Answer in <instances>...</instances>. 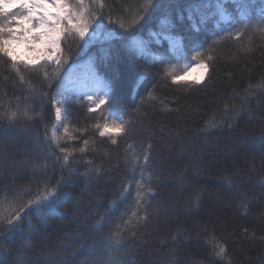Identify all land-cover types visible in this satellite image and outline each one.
<instances>
[{
  "label": "trees",
  "instance_id": "16d2710c",
  "mask_svg": "<svg viewBox=\"0 0 264 264\" xmlns=\"http://www.w3.org/2000/svg\"><path fill=\"white\" fill-rule=\"evenodd\" d=\"M103 2L104 19L115 20L112 26L119 32L121 20L126 22L135 15L143 0ZM249 2L255 5L249 9L255 26L259 0ZM227 7L237 15L233 3ZM170 11L181 14L179 7ZM190 23L185 19L174 34L182 37ZM240 27L210 20L195 33L194 42L182 40L186 56L179 60L170 53L167 40L151 44L153 53L167 57L162 63L132 55L121 40L82 47L74 35H67L61 43L66 63L59 68L43 61L36 68L23 70L21 66L24 84L10 62L0 64V111L19 105L21 110L29 107L33 114L32 120L0 119V232L36 194L41 181L51 176L55 184L61 175L69 179L67 171L62 173L61 165L54 163L53 153L59 149L50 141L56 123L52 100L65 74L89 65L88 69L109 84L105 91L110 103L103 113L90 112L82 96L73 99L65 122L74 139L64 134L63 124L56 130L61 147L72 153L69 167L75 173L71 187L64 189L65 203L56 205V214L48 217L46 228L39 226L34 213L29 214L38 232L26 243L25 264H34L38 257H50L55 264H89L93 242L81 244L78 234L91 227L131 181L127 199L105 220L102 232L106 235L122 225L135 209V180L141 177L156 189V195L149 198L147 223L138 228L135 239L125 243L122 258L126 264H264V239H260L264 236V194L259 186L264 163L262 150H258L264 137V33L245 31L236 38ZM150 28L159 30L156 16L143 22L136 34L147 39ZM245 47L251 50L244 51ZM200 51V58L213 57L206 61L210 76L206 74L205 82L189 86L174 83L166 75V68L180 74L184 61H191ZM110 113L130 122L126 135H99L95 125L103 124ZM212 123L220 126L210 128ZM149 144L151 160L133 173L125 161L133 152L142 159ZM45 157L47 172L43 171ZM96 168L106 174L90 179L87 173ZM228 176L235 180L231 186ZM23 235L10 233L3 241L10 247L0 257L6 264H12L17 249L25 243ZM95 243L99 247V234ZM219 244L226 248L222 258L215 255Z\"/></svg>",
  "mask_w": 264,
  "mask_h": 264
},
{
  "label": "snow or ice",
  "instance_id": "6c2138e0",
  "mask_svg": "<svg viewBox=\"0 0 264 264\" xmlns=\"http://www.w3.org/2000/svg\"><path fill=\"white\" fill-rule=\"evenodd\" d=\"M234 4V11H229L227 4ZM185 4L187 7H185ZM99 5V9L94 11L93 6ZM179 7L180 15H173L170 9ZM255 7L249 0H181L180 3H175L174 0H143L141 7L137 13L126 22L121 20L119 23V32L107 27L104 24L103 17V0H0V64L5 60L11 63L21 84L26 83V78L23 70L36 68L40 62H54L59 68L66 63L67 57L64 56L61 43L65 36L74 35L80 42L81 46L85 47L90 44H104L113 39L125 42V47L128 51L139 58L147 59L151 56L154 62H164L167 58L163 54H155L151 51L150 45L160 43L161 40H168L170 45V53L174 58L179 60L181 56H186L182 40L192 43L196 39V32L201 31V28L206 26L210 20H214L217 25L223 24L228 27L241 25L235 32V37L239 38L245 31L264 33V0H259V16L257 24L251 25V17L249 9ZM186 12L187 16L183 15ZM156 16L158 21V29L148 30V38L144 39L136 33L151 17ZM185 19L190 23L189 30L181 37L179 34H174L181 27ZM116 21L109 18L108 25L115 24ZM231 35V33H229ZM251 39V37H250ZM24 42L33 52L37 53L39 59L34 57L19 56L15 51L17 43ZM38 42V43H32ZM209 50H214L210 47ZM244 51H250V48L245 47ZM203 56V51L196 52L192 57L193 61H197L193 68H200L203 71L194 77L188 75V64H185V72L183 75L176 73L174 69L166 68V75L171 76L174 83L183 82L189 86L200 85L206 80V74L210 76L209 63L213 57L211 55L206 58ZM23 66V70L22 67ZM45 73V78H47ZM98 90L95 95H87L86 100L89 102L90 112L103 113L105 108L110 103L109 93L105 89L109 88V84L103 78L96 76ZM29 87L31 84L29 83ZM46 95V94H45ZM73 95L62 96L61 99H53L52 104L55 109L56 123L52 128L50 137L51 146L59 149V153H53L55 156V164L61 165V172L67 171L69 179H65L63 175L56 180L55 184L51 183L52 177L41 181L36 194L22 204L16 214L8 219L4 225V231L0 232V257H4L10 251V247L6 246L3 241L8 239V234L14 232H22L24 235L22 243L17 249L12 264H25L23 252L28 240L32 235L38 232V225L33 223V217L30 213H34L35 219L39 226L46 228L49 216L56 214V205L65 203L64 189L71 187V176L74 175L75 169L69 167L71 164L72 153L61 147L60 138L56 136V130L63 124V131L69 139H74L69 131V125L65 121L71 113V104L73 103ZM80 95H84L81 93ZM151 97V91L149 92ZM36 115H39L38 113ZM111 115V113H110ZM239 116V113L236 114ZM0 119H7L10 122L25 119L32 120V109L25 106L23 110L17 105L16 109H10L7 112L0 111ZM129 121H125L123 117L105 119L103 124L97 123L95 127L99 131L101 137L108 136L110 138L117 135H126L129 131ZM220 125L212 123L210 128H218ZM231 127V125H229ZM49 139L48 136L45 137ZM115 144L116 140L112 139ZM87 144V141H85ZM131 148V145H129ZM151 144L143 152V158L140 154L133 152L125 162L129 165L130 170L134 173L138 167L145 166L151 160ZM258 150L261 151L262 163H264V137H261ZM83 151V149H81ZM43 171L47 172L49 165L47 157H45ZM88 163H91L89 161ZM23 165V162H21ZM35 166V165H34ZM106 173L96 168L87 175L91 179L93 175L99 178ZM237 175L239 173L237 172ZM178 178L183 180V174L178 173ZM228 184L231 186L235 183L232 176L226 177ZM131 181L125 184L120 191L119 196L112 201H109L108 206L103 212L95 217L96 209L92 215L95 217V223L91 227H85L84 232L79 233L77 240L81 244H91L93 255L90 258L89 264H126L122 258L126 255L124 246L125 243L133 240L137 236L138 228L146 224L148 221L147 205L149 198L156 195V189L150 185H146L143 177L135 180L136 198L135 209L132 211L128 219H124L122 225H118L110 230L106 235L103 234L105 220L119 207V204L127 199L128 193L131 191ZM260 188L264 194V178L260 181ZM42 189V191L40 190ZM28 191H31L29 188ZM99 201L97 204L99 205ZM141 213H144L141 215ZM27 218V223L24 221ZM97 234H99V247L96 246ZM254 233L249 234V238H253ZM175 239V237H173ZM260 239H264L261 236ZM226 248L223 244L218 245V250L215 252L217 257H224ZM0 264H6L5 259L0 258ZM34 264H55L54 260L48 258H37ZM61 264H64L61 261Z\"/></svg>",
  "mask_w": 264,
  "mask_h": 264
},
{
  "label": "rangeland",
  "instance_id": "374dc122",
  "mask_svg": "<svg viewBox=\"0 0 264 264\" xmlns=\"http://www.w3.org/2000/svg\"><path fill=\"white\" fill-rule=\"evenodd\" d=\"M98 6L99 5H95ZM93 10L96 11L98 10L97 7H93ZM104 24L107 27H110L112 29H114V31L116 32L115 27H113L112 25H108V21L104 19ZM32 43H38V42H32ZM167 43L169 45V41L167 40ZM15 51L17 52V54L19 56H23V57H34L39 59V56L37 53L33 52L29 47H27V45L24 42H20L17 43L15 46ZM170 47V45H169ZM147 60L152 61L151 60V56H149L147 58ZM42 62V61H41ZM197 61H184L183 65H182V71L179 75H183L185 72V64H188L189 67L187 69L188 75L190 77H194L199 75L203 69L200 68H193L192 65H194ZM89 65H84V67L74 71L71 70L68 73L65 74V76L63 77L61 83H60V87L54 97V99H61L62 96L65 95H73V99L74 98H78L80 96H82L85 100H86V96L87 95H95L97 90H98V85L96 82V75L94 72H92L90 69H88ZM88 70H86V69ZM81 93H83L84 95H80ZM87 101V100H86ZM88 107H91V105L89 104V102L87 101ZM113 118H118L115 117L113 114H109L107 119H113Z\"/></svg>",
  "mask_w": 264,
  "mask_h": 264
}]
</instances>
